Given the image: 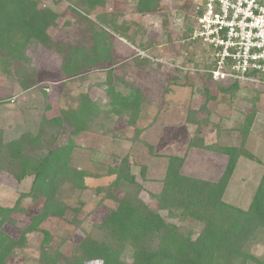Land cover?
<instances>
[{"label":"rangeland","instance_id":"rangeland-1","mask_svg":"<svg viewBox=\"0 0 264 264\" xmlns=\"http://www.w3.org/2000/svg\"><path fill=\"white\" fill-rule=\"evenodd\" d=\"M33 1L56 15L47 33L57 44L90 47L91 28L105 29L112 36L110 65L122 80L112 76L110 82L120 93L138 90L141 104L134 125L128 126V116L110 113L112 99L103 87L108 86L106 70L98 67L66 78L60 68L69 46L59 54L43 46L25 50L34 72L27 71L22 59L0 58V215L11 209L0 233L17 240L5 264H104L106 252L130 264L137 245L156 249V238L133 245L109 222L126 194L140 212L158 215L182 236L196 239L204 225L164 199L163 184L174 158L181 160L184 177L215 184L231 156H238L220 201L217 192L202 210L212 212L210 221H235L236 209H248L264 173V83L227 90L229 85L191 71L206 67L203 47L191 40L196 0H149L152 11L147 13L138 12L139 0H104L83 7L66 0ZM109 18L116 30L99 26ZM30 74L34 86L24 91L22 81ZM84 95L95 106L88 129L72 135V125L50 120L61 111L78 109ZM108 130L116 137L108 132L104 136ZM58 156L66 164H59L61 169L86 173L85 188L65 185L64 213L36 223L44 204V198L35 196L36 175L47 159ZM32 224L36 230L24 232ZM239 247L238 257L219 256L215 264H264V230Z\"/></svg>","mask_w":264,"mask_h":264},{"label":"trees","instance_id":"trees-1","mask_svg":"<svg viewBox=\"0 0 264 264\" xmlns=\"http://www.w3.org/2000/svg\"><path fill=\"white\" fill-rule=\"evenodd\" d=\"M66 1L75 5V2H79L81 7H83L82 4L86 5V3H98L99 5L104 2V0ZM139 1L137 5L138 12L147 13L152 11V8L149 7V0ZM56 18V15L50 9H38L33 0H0L1 60L7 62L6 58L22 59L27 65V71L34 72L31 58L25 54V50L43 46L59 54V52H64V46H69L68 52L62 57L63 63H61L60 71L63 75L66 78H70L73 75L79 76L84 73L87 74L96 68L98 69V67H101V70H106L108 86L103 83V87L105 88L104 93L106 96L112 99L110 113L114 116H128L129 122H126V125L132 127L140 111L141 98L138 90H133L127 95L116 91L120 87H114L110 82L112 76L115 80L119 81L120 79L122 82L121 78L113 74L114 70H112V65H110L112 59V36L105 29L95 26L96 29L91 28L90 31V47H73L60 42L57 44L52 41L51 36L47 33L49 27L54 26ZM108 20L111 22L104 19L99 22V26L109 24L113 26V30H116L113 20L110 18ZM116 34L120 33L116 32ZM205 76L209 77L206 74ZM34 83L31 79V74L27 75L26 80L22 81V89L24 91L31 89ZM236 88H239L237 83L229 86L227 90ZM99 105L100 101L98 100V110ZM94 107L93 102L84 95L78 109L61 111L60 116L50 120L58 125L63 123L72 125L73 130L71 133L72 135H77L88 129V122L93 120V114L95 113L93 112ZM189 121L191 123L195 122L191 118H189ZM107 132L110 134L108 130L104 133V136L108 135ZM134 132L139 133V131ZM110 135H112V132ZM137 136L135 134V137H131L129 140L133 143ZM1 137L0 131V145ZM6 148L9 151L13 150L11 146L10 148L6 146ZM212 148L214 147H209L208 150L213 151ZM220 152L226 156L232 155L227 149H221ZM237 158L238 156H231L221 180L215 184L206 181L197 182L184 177L179 173L182 164L181 160L175 158L170 160L163 184L164 199H166L169 207L171 205L182 209L197 220V223L204 225L194 240L182 236L173 225L165 223L158 215L140 212L139 206H135V202L131 201L130 196L126 194L122 198L123 201L120 203L118 210L111 213L108 217L112 218V221L109 222L113 223L116 233L127 238L129 236L130 243L133 245L140 241H145L146 237L156 238L157 240L156 249L137 245L138 249L131 254L132 262L130 264H215V259L219 256L238 257L240 252L236 251L237 248H240L239 246H242L252 238L256 231L264 230V173L248 209L245 211L236 209L234 211L233 218L235 221H210L212 212L206 213L202 210V204L207 203L210 206L212 198L217 192V199L220 201V196L227 186ZM61 159L59 156L52 160L47 159L43 164V172L36 175L37 179L34 186L37 189L35 196L44 198L41 212L34 217L36 223L50 215L57 216L64 213L65 207L61 200V193L65 185L68 184L80 190L85 188L83 182L84 178L87 177L86 173L72 169L67 170V168L61 169L59 166V164L62 165ZM121 162L122 166L126 165L127 168L126 159ZM62 166L66 167V164ZM65 170L70 172L66 178L62 177L68 173ZM124 170V167H120L118 168V173L123 174ZM119 179H122V177L120 176ZM119 179L114 184H117L120 181ZM129 181L132 182V178ZM9 212H11V209L4 210L5 216L3 214L0 215V226L6 222ZM35 225H29L24 232L36 230ZM16 243L17 240L0 233V264H5L7 256L11 253ZM141 243L143 244L144 242ZM104 258L106 260H104V264H116V262L118 264H128L126 262L122 263L119 255L115 252L112 254L106 252Z\"/></svg>","mask_w":264,"mask_h":264},{"label":"built area","instance_id":"built-area-1","mask_svg":"<svg viewBox=\"0 0 264 264\" xmlns=\"http://www.w3.org/2000/svg\"><path fill=\"white\" fill-rule=\"evenodd\" d=\"M191 40L203 47L212 81L264 83V0H196Z\"/></svg>","mask_w":264,"mask_h":264},{"label":"crops","instance_id":"crops-1","mask_svg":"<svg viewBox=\"0 0 264 264\" xmlns=\"http://www.w3.org/2000/svg\"><path fill=\"white\" fill-rule=\"evenodd\" d=\"M165 133H168V132H167V131L164 132V134L162 135V139H164L163 137L167 136V134H165ZM142 134H144V136H145V135L147 134V132L143 131ZM151 134H152V133H151ZM151 134H148L147 136L150 137ZM142 136H143V135H142ZM149 137H148V138H149ZM109 139H110V138H109ZM122 142L126 143V141H122ZM127 143H128V142H127Z\"/></svg>","mask_w":264,"mask_h":264}]
</instances>
